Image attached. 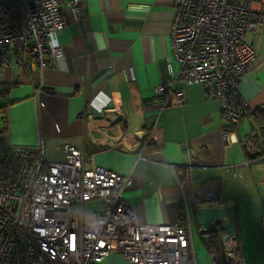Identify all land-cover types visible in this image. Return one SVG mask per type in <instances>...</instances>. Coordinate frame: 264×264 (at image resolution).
Segmentation results:
<instances>
[{"label": "crops", "instance_id": "crops-1", "mask_svg": "<svg viewBox=\"0 0 264 264\" xmlns=\"http://www.w3.org/2000/svg\"><path fill=\"white\" fill-rule=\"evenodd\" d=\"M175 1L85 0L80 12L63 0L69 19L57 32L63 55L43 71L31 55L21 67L0 70L7 125L0 154L14 145L32 149L41 140L45 161H59L64 144L71 143L86 165L130 175L124 196L140 222L175 223L187 211L190 231L187 219L182 222L197 264H211L212 249L226 263L222 222L204 233L198 208L230 207L228 220L245 263L264 264V153L244 146L257 130L253 110L264 105V23L247 37L256 56L238 89L248 111L226 142L219 103L201 83L177 81L184 92L179 105L156 93L180 66L172 41ZM259 150L264 152V143ZM90 200H99L96 212L108 206L103 198ZM214 228L221 231L216 245L208 234ZM193 238L200 255L194 254Z\"/></svg>", "mask_w": 264, "mask_h": 264}, {"label": "built area", "instance_id": "built-area-1", "mask_svg": "<svg viewBox=\"0 0 264 264\" xmlns=\"http://www.w3.org/2000/svg\"><path fill=\"white\" fill-rule=\"evenodd\" d=\"M62 1L0 0V70L21 67L31 55L43 71L63 55L57 32L69 19ZM65 1L74 11L85 9V0ZM174 9L173 51L180 66L156 93L179 105L184 92L175 83H201L218 101L220 133L231 142L248 111L238 88L256 56L247 37L264 23V0H176ZM130 185V175L86 165L71 143L59 161H45L41 140L32 149L9 147L0 154V264H103L113 253L127 264H197L182 222L187 211L175 223L140 222L124 196ZM95 198L107 202L104 211L85 209ZM223 253L226 263L212 249L211 264H246L234 236L224 240Z\"/></svg>", "mask_w": 264, "mask_h": 264}, {"label": "trees", "instance_id": "trees-1", "mask_svg": "<svg viewBox=\"0 0 264 264\" xmlns=\"http://www.w3.org/2000/svg\"><path fill=\"white\" fill-rule=\"evenodd\" d=\"M258 109L253 110L254 114V121L256 122L257 125V130L255 133H251L248 137L247 140L244 143L245 149L248 151H256V153L261 154L264 153L263 151L259 150L261 144L264 143V105L257 107ZM0 114H1V121L4 123L3 125L0 126V133H4L7 129V125L5 122V110H3V107L0 109ZM246 114V113H245ZM4 118V119H3ZM2 122H0L2 124ZM256 137V138H254ZM204 233L206 231L201 230ZM209 238L212 240V244L216 245L220 241L221 237V231L217 228H214L210 231H208Z\"/></svg>", "mask_w": 264, "mask_h": 264}, {"label": "water", "instance_id": "water-1", "mask_svg": "<svg viewBox=\"0 0 264 264\" xmlns=\"http://www.w3.org/2000/svg\"><path fill=\"white\" fill-rule=\"evenodd\" d=\"M199 225L203 230L210 229L215 221H221L225 228L224 239L234 236L233 224L228 220L232 216V210L227 206L206 205L197 210Z\"/></svg>", "mask_w": 264, "mask_h": 264}, {"label": "rangeland", "instance_id": "rangeland-1", "mask_svg": "<svg viewBox=\"0 0 264 264\" xmlns=\"http://www.w3.org/2000/svg\"><path fill=\"white\" fill-rule=\"evenodd\" d=\"M0 119H1V114H0ZM97 205H99V200H89V201L87 200V202L85 203L84 207H85V209H88V210H94ZM193 239H194L193 243H194L195 248H196L194 254L200 255L201 253H199V251H198V247H197V244H196L197 243L196 242V238H193ZM201 251L202 252L204 251L203 248H201ZM209 254L210 253L205 252V253H203V256L207 257V255L209 256ZM103 264H127V263L125 262V260H122L120 254L113 253L112 255H110L108 258H106L104 260Z\"/></svg>", "mask_w": 264, "mask_h": 264}]
</instances>
